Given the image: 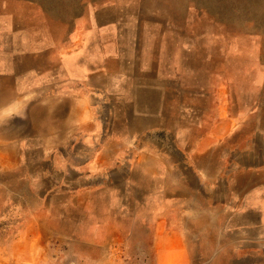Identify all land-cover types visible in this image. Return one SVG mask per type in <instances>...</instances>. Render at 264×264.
Wrapping results in <instances>:
<instances>
[{
  "label": "rangeland",
  "instance_id": "1",
  "mask_svg": "<svg viewBox=\"0 0 264 264\" xmlns=\"http://www.w3.org/2000/svg\"><path fill=\"white\" fill-rule=\"evenodd\" d=\"M0 65V264H154L147 205L101 224L164 184L196 261L264 264L208 209L264 181V0H0Z\"/></svg>",
  "mask_w": 264,
  "mask_h": 264
},
{
  "label": "crops",
  "instance_id": "2",
  "mask_svg": "<svg viewBox=\"0 0 264 264\" xmlns=\"http://www.w3.org/2000/svg\"><path fill=\"white\" fill-rule=\"evenodd\" d=\"M5 69H3V65H0V72L8 71ZM57 149L60 151L59 148ZM249 161L241 163V165H245L246 173L240 175L235 183L230 184L228 192L217 194L214 200L208 201V209L214 214L213 228L218 230L219 233H228L230 242H233L230 247L235 251L236 256L238 252L257 255L255 252L264 249V181L260 179L261 175H258L256 169H251L254 164H252L253 161ZM4 164L6 165V163ZM101 168L95 169L103 171L104 169ZM101 182L100 186L102 187L111 186L110 184L104 186L105 181H103V178ZM163 186L164 188H160L161 190H155V196L149 193L147 196L141 197L135 191L134 186L131 195L128 191L120 192L117 199L118 207L116 211L112 209L109 214L111 217L116 216V222L102 220L101 230L106 232L105 227L124 226V222L129 215L134 220L139 218V223L140 215L133 212L134 208L139 209L142 205H147L150 208L148 221L152 225V232L156 234L155 256L152 257L153 263L201 264V261H196L199 257L198 252L193 251V248L198 249L197 246H193L196 242L190 238L192 236L190 228L197 224V220L183 216L185 212L189 213V210L197 211L204 205H192L187 202L188 195L168 193L166 189L168 185L164 184ZM92 188H97V185H93ZM110 197L112 195L102 199L107 204L110 201L112 202ZM216 217H218V220ZM144 222L147 223V221ZM117 231L120 232L123 229L117 228Z\"/></svg>",
  "mask_w": 264,
  "mask_h": 264
},
{
  "label": "bare ground",
  "instance_id": "3",
  "mask_svg": "<svg viewBox=\"0 0 264 264\" xmlns=\"http://www.w3.org/2000/svg\"><path fill=\"white\" fill-rule=\"evenodd\" d=\"M1 101V100H0Z\"/></svg>",
  "mask_w": 264,
  "mask_h": 264
}]
</instances>
